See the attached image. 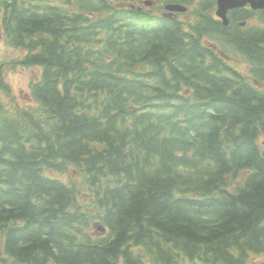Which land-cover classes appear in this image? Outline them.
<instances>
[{
    "label": "trees",
    "instance_id": "16d2710c",
    "mask_svg": "<svg viewBox=\"0 0 264 264\" xmlns=\"http://www.w3.org/2000/svg\"><path fill=\"white\" fill-rule=\"evenodd\" d=\"M139 1L0 0L27 51L11 68L42 69L31 105L0 100V264H255L264 251V93L203 41L218 33L262 81L264 29L184 27ZM71 166L83 184L51 174Z\"/></svg>",
    "mask_w": 264,
    "mask_h": 264
},
{
    "label": "rangeland",
    "instance_id": "374dc122",
    "mask_svg": "<svg viewBox=\"0 0 264 264\" xmlns=\"http://www.w3.org/2000/svg\"><path fill=\"white\" fill-rule=\"evenodd\" d=\"M57 2V0H51ZM254 25V21L248 23ZM27 55L25 49L19 46H13L6 42L4 32L0 31V65L3 66V74L0 81L3 86H0V100L9 102L12 105L29 106L30 102V86L33 81L40 77L42 69L39 66H21L16 65L11 68L12 62L21 64L23 58ZM244 68V65H241ZM4 87L5 89H2ZM9 90L7 96L3 92ZM30 102V103H29ZM52 175L63 180H74L80 182L81 174L70 167L65 173L51 172Z\"/></svg>",
    "mask_w": 264,
    "mask_h": 264
},
{
    "label": "water",
    "instance_id": "95a60500",
    "mask_svg": "<svg viewBox=\"0 0 264 264\" xmlns=\"http://www.w3.org/2000/svg\"><path fill=\"white\" fill-rule=\"evenodd\" d=\"M251 3V5L254 8H264V0H247ZM245 3V0H219V9L217 11V13L219 15H221L222 17L223 15V11L228 7V6H232V7H236V6H241ZM177 6H168V8H176ZM225 21V20H224Z\"/></svg>",
    "mask_w": 264,
    "mask_h": 264
},
{
    "label": "bare ground",
    "instance_id": "6f19581e",
    "mask_svg": "<svg viewBox=\"0 0 264 264\" xmlns=\"http://www.w3.org/2000/svg\"><path fill=\"white\" fill-rule=\"evenodd\" d=\"M39 15V14H38ZM244 21V20H241V22ZM130 91V90H129ZM89 107V106H88ZM239 161V160H238ZM137 162V161H136ZM122 171V170H121ZM142 178V177H141ZM184 180V179H183ZM9 204V203H8ZM166 224V223H165Z\"/></svg>",
    "mask_w": 264,
    "mask_h": 264
},
{
    "label": "flooded vegetation",
    "instance_id": "af4514ba",
    "mask_svg": "<svg viewBox=\"0 0 264 264\" xmlns=\"http://www.w3.org/2000/svg\"><path fill=\"white\" fill-rule=\"evenodd\" d=\"M245 21V20H244ZM244 21H242V22H244Z\"/></svg>",
    "mask_w": 264,
    "mask_h": 264
}]
</instances>
